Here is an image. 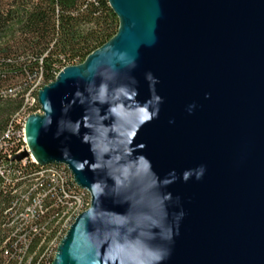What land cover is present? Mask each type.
<instances>
[{"label":"water","instance_id":"95a60500","mask_svg":"<svg viewBox=\"0 0 264 264\" xmlns=\"http://www.w3.org/2000/svg\"><path fill=\"white\" fill-rule=\"evenodd\" d=\"M113 37L37 92L28 150L90 194L51 264H264V0H108Z\"/></svg>","mask_w":264,"mask_h":264},{"label":"trees","instance_id":"16d2710c","mask_svg":"<svg viewBox=\"0 0 264 264\" xmlns=\"http://www.w3.org/2000/svg\"><path fill=\"white\" fill-rule=\"evenodd\" d=\"M118 23L108 0H0V264H51L66 234L63 194L83 190L57 165L15 159L24 111L37 112L38 90L113 37ZM53 168L62 182L42 177ZM35 190L49 192L40 200L44 211L27 221L25 195Z\"/></svg>","mask_w":264,"mask_h":264},{"label":"built area","instance_id":"2783aa9c","mask_svg":"<svg viewBox=\"0 0 264 264\" xmlns=\"http://www.w3.org/2000/svg\"><path fill=\"white\" fill-rule=\"evenodd\" d=\"M21 132H24V130H21ZM21 141L23 143V146L20 148V151L28 150L27 143H25V140H21ZM1 172H2V168L0 167V173ZM45 173H46V176H42V177L47 178V176H52V180H54L55 183H60L63 180L62 172H58L56 170V168H53L52 170H47V171H45ZM48 192L49 191L38 192V190H35V193H36L35 196L31 197L30 195H25V201L31 202V204H32V210L29 211L27 214H23V218L25 220L28 221L27 215H33L35 211H39V213H42V211H44L43 210L44 209L43 203H41L40 200H41V198H44ZM63 200H65V202L67 203V207L65 208V210H67L70 206H79L80 204L83 203L81 201V199L79 198V190L78 189L76 190L75 194H69L68 192H65L63 194ZM17 233H18V230H17V232H15V234H17Z\"/></svg>","mask_w":264,"mask_h":264},{"label":"bare ground","instance_id":"6f19581e","mask_svg":"<svg viewBox=\"0 0 264 264\" xmlns=\"http://www.w3.org/2000/svg\"><path fill=\"white\" fill-rule=\"evenodd\" d=\"M37 112H39V113H41L40 112V109L37 111ZM24 121H25V119H24ZM24 121L22 122V130H24V128H23V124H24ZM21 137H22V140H25V138H24V132H21ZM28 158H30L32 161H34V162H36L35 160H34V158H32V157H30V156H28ZM37 163V162H36ZM52 165H57L58 167H60V169H63V170H65L66 172H68L69 173V175L71 176V178H72V182H73V184L76 186V187H79V188H81L83 191H82V195H85V198L83 199V197H82V195L80 194L79 195V198L81 199V201H83V200H86V199H88V203H86L85 205V207H83L82 209H78V207L80 206V205H82V204H80L79 206H70L67 210H64V214L65 215H67L65 218H66V220H65V223H63V227L65 228V230H67L68 229V227L71 225V223L75 220V218H76V216L80 213V212H82V211H84L85 209H87L88 207H89V205H90V194H89V192L87 191V190H85L84 188H82V187H80L78 184H76L75 182H74V178H73V175H72V173L69 171V169L67 168V166L65 165V164H63V163H61V164H55V163H51ZM83 203H85V202H83ZM32 210V204H29L28 206H26V208H25V210H24V212H23V214H27L29 211H31ZM23 216V215H22ZM27 219H28V221H33V219H34V214L33 215H27ZM60 242V241H59ZM58 245V244H57ZM57 247V246H56ZM55 247V248H56ZM57 249V248H56ZM55 252H56V250H55ZM54 255H55V253H54ZM54 257V256H53ZM53 260V259H52ZM52 262V261H51Z\"/></svg>","mask_w":264,"mask_h":264},{"label":"rangeland","instance_id":"374dc122","mask_svg":"<svg viewBox=\"0 0 264 264\" xmlns=\"http://www.w3.org/2000/svg\"><path fill=\"white\" fill-rule=\"evenodd\" d=\"M29 102H30V105H32V107L34 108L35 103H36V102H35V99H34L33 97H29ZM24 113L26 114V117H27L28 115L31 114L30 109H26V110L24 111ZM82 202H85V203H82V205H80V206L78 207L79 210L86 206L85 204L88 203V199L83 200Z\"/></svg>","mask_w":264,"mask_h":264}]
</instances>
